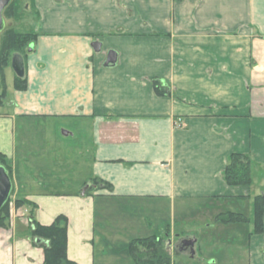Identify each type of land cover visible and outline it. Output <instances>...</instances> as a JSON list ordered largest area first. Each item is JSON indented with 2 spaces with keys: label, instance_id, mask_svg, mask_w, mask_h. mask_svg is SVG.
<instances>
[{
  "label": "crops",
  "instance_id": "0c3cea01",
  "mask_svg": "<svg viewBox=\"0 0 264 264\" xmlns=\"http://www.w3.org/2000/svg\"><path fill=\"white\" fill-rule=\"evenodd\" d=\"M35 2L25 88L6 70L0 103L10 193L26 201L0 220V264H42L30 219L58 215L77 264H135L128 244L148 236L174 261L195 238L190 264H264V0ZM232 153L250 158L249 185L226 184Z\"/></svg>",
  "mask_w": 264,
  "mask_h": 264
},
{
  "label": "trees",
  "instance_id": "16d2710c",
  "mask_svg": "<svg viewBox=\"0 0 264 264\" xmlns=\"http://www.w3.org/2000/svg\"><path fill=\"white\" fill-rule=\"evenodd\" d=\"M13 1L10 2V5ZM32 5V2H31ZM9 6V4H8ZM6 7L7 9L9 7ZM21 4L18 3V8ZM5 8V9H6ZM17 8V9H18ZM6 9V10H7ZM16 9V10H17ZM33 7H30V11ZM5 10V11H6ZM15 10V11H16ZM14 13V12H13ZM13 15V14H12ZM15 16L17 20L22 19L23 14L16 12ZM37 37V33L27 30H19L17 28H8L1 33L0 40V61L3 52L5 54L19 53L25 57L24 49L28 48ZM25 61V58H24ZM1 66V64H0ZM4 66H10L5 64ZM1 69V68H0ZM1 78L3 83V88L0 91V103L3 101L4 93L6 90L5 80L3 71H1ZM25 76L18 77L14 74V88L24 89L25 88ZM153 87L157 94L166 95L168 94L169 87L165 82L159 79H153ZM0 166L9 172V165L7 163L6 157L0 153ZM223 178L226 184L230 186H241L249 185L252 182L251 176V164L250 158L243 153H232L229 155L227 164L223 171ZM101 181L94 179L92 183L87 186L86 192H89L93 185H99ZM108 186L107 184H103ZM8 200V199H7ZM0 207V220H5L8 215V202ZM254 214L253 220L257 231L263 229V213H264V196L258 195L254 199ZM26 203L23 199H15V205L17 207L22 206ZM218 219L224 222H237L245 221L246 217L228 212L218 216ZM31 228L29 232L30 239L32 243L43 249V262L42 264H77L68 259L66 255L67 247V218L64 215H58L51 224L41 225L35 220H31ZM166 241L163 237L158 236H148L142 238H135L131 240L128 244V251L131 255L135 264H177L171 258V254L166 246Z\"/></svg>",
  "mask_w": 264,
  "mask_h": 264
},
{
  "label": "rangeland",
  "instance_id": "374dc122",
  "mask_svg": "<svg viewBox=\"0 0 264 264\" xmlns=\"http://www.w3.org/2000/svg\"><path fill=\"white\" fill-rule=\"evenodd\" d=\"M11 1H13V2L11 3V5L9 3V6H8L9 8L8 9L6 8L7 10L5 9L6 11L5 10L3 11V17H4V20H5L4 30L13 27V28H17L19 30H27V31H30V32L34 31L33 29L35 28L36 23L39 20V12H38V8L36 6L35 0H11ZM31 2H32V5H31ZM18 3L21 4V6L19 8L17 7ZM31 6L33 7V9H32L33 11H30V7ZM16 12H19V13L23 14L22 19H19V20L15 19L16 17L13 16V15ZM0 40H1V34H0ZM28 51H27V48L24 49V52H25V57L24 58L25 59L27 57ZM10 61H11V55L10 54H5L3 52V56L1 55V61H0V64H1V66H0V68H1L0 69V91L3 88V83H2V78H1V71H3L4 80H5V86H6V74H5V71L6 70L9 71V69L11 68ZM5 64H7V65L9 64L10 66H4ZM10 71H11V69H10ZM10 73H11L12 79L14 80V72H13V70ZM9 78H10V76H9ZM10 81H11V78H10ZM7 199H8L7 200L8 206H9V203H12V202L15 204V201H14L15 200V196L12 193L9 194ZM19 207H22V206H19ZM165 244L167 246L168 243H165ZM171 244L172 243H169L168 245L171 247ZM174 248H175L174 249L175 250V254L177 255V257H175V261L177 262V264H190L191 259H190V250H189V248L188 247H180V242L179 241L174 244ZM216 250H213V251L215 252ZM178 260H180L181 262L178 261ZM191 264H193V263H191ZM203 264H207V262L203 263Z\"/></svg>",
  "mask_w": 264,
  "mask_h": 264
},
{
  "label": "water",
  "instance_id": "95a60500",
  "mask_svg": "<svg viewBox=\"0 0 264 264\" xmlns=\"http://www.w3.org/2000/svg\"><path fill=\"white\" fill-rule=\"evenodd\" d=\"M11 0H0V34L4 30L5 27V20L3 17V11L8 6ZM32 48V44L29 46V51ZM116 61V52L114 50H109L107 53V57L105 60V64H113ZM11 69L13 70L14 74L18 77L24 76V58L19 53H14L11 56L10 61ZM11 190V181L4 170L3 167L0 166V207L5 203L7 200ZM195 238H185L181 240L183 247H188L192 252H194V244Z\"/></svg>",
  "mask_w": 264,
  "mask_h": 264
},
{
  "label": "clouds",
  "instance_id": "9594fccd",
  "mask_svg": "<svg viewBox=\"0 0 264 264\" xmlns=\"http://www.w3.org/2000/svg\"><path fill=\"white\" fill-rule=\"evenodd\" d=\"M207 264H216L215 258H214V257L209 258V259L207 260Z\"/></svg>",
  "mask_w": 264,
  "mask_h": 264
},
{
  "label": "flooded vegetation",
  "instance_id": "af4514ba",
  "mask_svg": "<svg viewBox=\"0 0 264 264\" xmlns=\"http://www.w3.org/2000/svg\"><path fill=\"white\" fill-rule=\"evenodd\" d=\"M180 247H183L181 241H180ZM189 250H190V249H189Z\"/></svg>",
  "mask_w": 264,
  "mask_h": 264
}]
</instances>
